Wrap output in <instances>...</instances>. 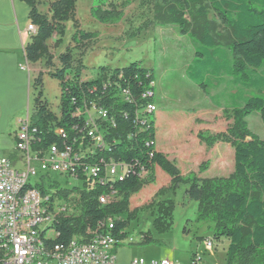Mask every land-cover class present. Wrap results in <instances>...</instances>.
Masks as SVG:
<instances>
[{"label": "trees", "instance_id": "16d2710c", "mask_svg": "<svg viewBox=\"0 0 264 264\" xmlns=\"http://www.w3.org/2000/svg\"><path fill=\"white\" fill-rule=\"evenodd\" d=\"M23 1L30 6L29 17L38 28L25 47L26 59L30 63L44 60L47 75L58 79L61 87L59 113L55 114L44 93L45 73L40 71L33 81L31 122L37 129L38 142L42 146L60 142L58 129L64 130L69 140L80 139L86 130L80 112L93 102L115 121V127L104 125L107 147L97 151V157H112L130 166L123 179L108 178L88 189H63L55 181L56 192L44 197L49 211L52 213L51 206L59 200L56 195L74 201L67 216L41 231L46 246L65 245L88 236L106 226L109 219L114 220L112 231L118 240L115 249L124 246L123 241L129 238L127 229L137 215V209H131L132 197L144 186V172L151 173L158 167L170 182L156 194L189 184L186 194L198 202V220L214 224L213 238H207L212 240L213 248L222 238L229 240L225 264H264V140L250 130L246 121L248 115L258 112L264 122V76L253 72L264 67V0H157L154 7L158 23L175 25L182 35L191 37L195 55L187 74L205 93L227 76L233 84L259 92L246 96L244 105L233 107L232 122L226 131L198 134L208 146L222 141L234 147L233 171L227 176L205 178L196 173L183 174L174 158L156 149V106L147 110L148 105H155L152 69L132 61L115 68L101 66L95 77L83 79L87 67L74 58L70 49L59 52L56 64L48 45L55 33L65 36L68 21L73 22L71 41L77 48L94 37L77 26L78 0H53L51 18L41 12L37 0ZM102 1L96 0L93 14L106 23L120 19L114 10H101ZM112 193L115 199L100 203L102 194ZM174 207L172 200L158 204L160 217L154 222L158 232L170 229ZM51 231H57L58 236L48 237ZM153 242L150 231L143 233V244ZM192 263H197L196 255Z\"/></svg>", "mask_w": 264, "mask_h": 264}, {"label": "rangeland", "instance_id": "374dc122", "mask_svg": "<svg viewBox=\"0 0 264 264\" xmlns=\"http://www.w3.org/2000/svg\"><path fill=\"white\" fill-rule=\"evenodd\" d=\"M52 1H38L41 12L50 18ZM156 3L157 0L102 1L99 4L101 10H114L121 16L115 22L106 23L93 14L94 6H97L96 0H78L75 9L77 26L94 37L83 47L77 48L76 43L71 41L75 31L73 22H66L65 36L62 38L55 33L48 40L54 62L58 64L59 52L70 49L74 58L80 59L87 67L83 71V79L95 77L101 66L115 68L132 61L148 65L155 76L156 149L174 158L182 171L189 170L204 178L227 176L233 171V145L221 141L208 146L198 134L226 131L232 122L230 117L233 107L244 105L243 99L246 96L259 92L241 84H233L228 76L222 83L208 88V93L191 81L187 74L195 55L191 37L182 35L175 25L158 23L154 19ZM42 63L45 67L44 60ZM253 72L264 76V67ZM44 91L51 110L58 114L60 81L50 77L44 85ZM246 121L250 130L264 140V122L260 113H251ZM10 145L13 147V143ZM183 159L191 160V163L187 164ZM56 178L60 188L83 187L82 183L68 180L64 175L52 177L51 181ZM37 180L31 179L33 184ZM169 182V176L158 167L151 173L144 174V186L131 200V209H137V215L132 218L127 232L130 237H134V243L124 246L133 248L137 255L134 258H144L147 261L161 260L172 252L178 258L175 264L192 260L195 251L202 257L209 258L211 251L206 248V240L213 238V222L198 220V202L191 200L186 194L188 183L157 195V191L166 188ZM56 189L55 185L49 186L47 191L53 194ZM60 197L62 196L56 195V198ZM166 200L174 202L173 219L170 229L160 233L154 222L160 217L158 204ZM148 231L154 242L143 244V233ZM228 244L229 240L226 238L218 241L212 250L216 254L215 259L224 261Z\"/></svg>", "mask_w": 264, "mask_h": 264}, {"label": "built area", "instance_id": "2783aa9c", "mask_svg": "<svg viewBox=\"0 0 264 264\" xmlns=\"http://www.w3.org/2000/svg\"><path fill=\"white\" fill-rule=\"evenodd\" d=\"M37 26L30 23L28 31L36 32ZM149 112V105L147 107ZM86 121V130L79 138L69 140L67 133L58 129L60 142L42 146L35 134L30 114L21 120L16 135L15 150L17 157L0 155V235H9V243L0 245V264H118L115 247L118 242L113 234L114 220L109 219L100 231L88 236L78 237L71 249L50 254L38 246L37 232L56 223L69 213L71 198L60 197L51 206L52 216L41 213L42 199L49 196L47 189L54 186L57 178L64 175L88 189L97 182L104 183L108 178L123 179L130 166L116 162L112 157H97V151L107 147L104 125L115 127L114 119L108 111L95 103L86 104L80 112ZM84 152H92V160H84ZM88 172H96V180L87 181ZM145 174V172H144ZM37 178L36 191L28 192L24 198L14 197V185L21 181ZM71 184V182H70ZM61 196V195H59ZM115 199L114 193L102 194L101 204ZM57 231L48 233V237L58 236ZM206 248L213 250L211 239L206 240ZM198 257V256H197ZM196 257V258H197ZM130 264H175L165 258L147 261L134 258Z\"/></svg>", "mask_w": 264, "mask_h": 264}, {"label": "crops", "instance_id": "0c3cea01", "mask_svg": "<svg viewBox=\"0 0 264 264\" xmlns=\"http://www.w3.org/2000/svg\"><path fill=\"white\" fill-rule=\"evenodd\" d=\"M29 14L30 6L23 0H0V155L9 158L18 155L15 142L21 120L32 114L35 77L42 71L45 73L44 85L50 79L42 61L30 63L26 59L25 47L37 33L28 31L31 23ZM37 65L39 68H36ZM142 65L151 69L144 63ZM230 81H233L231 77ZM12 143L13 147H10ZM183 160L187 164L191 163V160ZM188 173L189 170L183 171V174ZM133 243L134 237L130 236L123 241L124 245L131 246ZM115 251L118 264H130L137 257L132 247L122 246ZM194 255L198 256L196 264H225V258L224 261L215 259L213 251L209 258L202 257L196 251ZM165 258L178 262L174 252L162 259ZM179 264L193 263L192 260H186Z\"/></svg>", "mask_w": 264, "mask_h": 264}, {"label": "bare ground", "instance_id": "6f19581e", "mask_svg": "<svg viewBox=\"0 0 264 264\" xmlns=\"http://www.w3.org/2000/svg\"><path fill=\"white\" fill-rule=\"evenodd\" d=\"M36 32H37V30H36ZM36 32H33V33H36ZM25 65H27V63ZM154 108H155V105H149V109L152 110ZM30 117H31V115H30ZM84 160H92V152H84ZM94 180H96V172H88L87 181H94ZM32 191H36V184L35 183L33 184L32 181H21V182H18V184L14 185V197L15 198H24V195H27L28 192H32ZM41 213H45V216H52V213L49 211L48 205L46 204L45 198L42 199ZM50 224L51 223H49V225ZM102 226H105V224H103ZM102 226L100 227V230H101ZM45 227L46 226H44V228ZM42 230L43 229H40L37 232L38 246L42 247V249H44L45 252H48L50 254H59V253L65 252V251L71 249V247H73V244L75 243V241L78 240V238H76V239H73L69 244H65V245L64 244H57V245L48 247V246H46V244L44 243V241L41 237V231ZM100 230H98V231H100ZM5 243H9V235H0V245H5Z\"/></svg>", "mask_w": 264, "mask_h": 264}]
</instances>
